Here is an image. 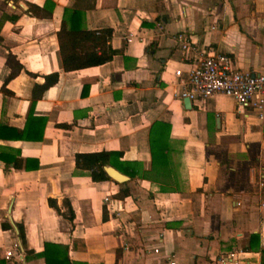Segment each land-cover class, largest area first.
<instances>
[{
	"label": "crops",
	"instance_id": "0c3cea01",
	"mask_svg": "<svg viewBox=\"0 0 264 264\" xmlns=\"http://www.w3.org/2000/svg\"><path fill=\"white\" fill-rule=\"evenodd\" d=\"M44 1L0 0V153L22 159L15 167L0 157V264H45L36 252L46 241L88 264H233L217 260L228 252L237 264H264V118L238 112L222 93L186 108L175 73L217 51L264 73V0H52L50 15L28 11ZM65 6L83 9L87 28H112L111 59L64 70L56 30ZM179 31L195 49L180 47ZM8 53L22 64L10 78ZM55 70L33 105L45 117L42 137L7 136L24 126L34 83ZM155 119L170 123L157 173ZM103 149L121 151L140 173L122 184L76 171V152Z\"/></svg>",
	"mask_w": 264,
	"mask_h": 264
},
{
	"label": "trees",
	"instance_id": "16d2710c",
	"mask_svg": "<svg viewBox=\"0 0 264 264\" xmlns=\"http://www.w3.org/2000/svg\"><path fill=\"white\" fill-rule=\"evenodd\" d=\"M53 6L52 0H45L42 6L34 2H29L28 11L33 15H50ZM112 34L111 27L87 28L84 26V11L79 7L63 8L61 22L56 30L58 40V50L64 70L78 69L90 65L103 63L112 58L117 52L110 44ZM6 63L11 67L8 78L18 73L22 64L11 53L6 56ZM58 79V71H52L44 74V81L35 82L32 88V98L24 126L17 128L10 126L14 135H7L15 138L24 139H40L45 124V117L33 114V105L37 97L42 91L55 83ZM2 91L8 90L4 85L1 86ZM82 89V93H83ZM2 124L0 123V128ZM7 127V126H6ZM0 136L1 135L0 133ZM170 123L164 120L155 119L152 121L148 131V141L151 155L150 171L161 172L168 160V151L170 146ZM122 152L119 150H98L87 152H76L74 156L76 171L86 173L93 180L109 179L110 176L104 170L103 165L110 163L123 173L130 177L140 173V168L135 165H129L131 161L120 159ZM0 157H4L6 165L12 163L15 167L22 166V159L17 156L5 155L0 153ZM27 167V163H25ZM125 184V181L122 182ZM167 183L160 182L159 187L166 189ZM128 194V188L122 186L120 195ZM66 204L67 212L65 213L69 219L74 216L73 208L70 202L63 198ZM48 203L60 212V207L53 197H48ZM3 228H10L11 225L7 220L1 222ZM19 236L24 241V231L21 224L18 223ZM264 251V249H263ZM36 255L42 256L45 264H88L85 261L72 260L68 254V246L56 242L46 241L43 248L36 252ZM263 264V263H262Z\"/></svg>",
	"mask_w": 264,
	"mask_h": 264
},
{
	"label": "built area",
	"instance_id": "2783aa9c",
	"mask_svg": "<svg viewBox=\"0 0 264 264\" xmlns=\"http://www.w3.org/2000/svg\"><path fill=\"white\" fill-rule=\"evenodd\" d=\"M175 39L182 49H195L190 35L185 31L177 32ZM175 73L181 82L178 96H188L191 104L200 105L209 96L222 93L235 100L238 112L264 118V73L237 66L228 53L207 52L193 60L187 70L177 68ZM261 185H264V181H261ZM217 260L238 263L233 252L219 255ZM168 262L177 264L173 257H169Z\"/></svg>",
	"mask_w": 264,
	"mask_h": 264
},
{
	"label": "water",
	"instance_id": "95a60500",
	"mask_svg": "<svg viewBox=\"0 0 264 264\" xmlns=\"http://www.w3.org/2000/svg\"><path fill=\"white\" fill-rule=\"evenodd\" d=\"M23 4V3H22ZM23 6L24 7H26V5H24L23 4ZM183 103H184V106L186 107V108H190L191 107V101H190V99H189V97L188 96H184L183 97ZM103 168H104V170L107 172V174L111 177V178H113V179H115L116 181H118V182H123V181H125L126 179H128V175L127 174H125V173H123L122 171H120L119 169H117L115 166H113L112 164H110V163H106V164H104L103 165ZM15 228H16V226H15ZM16 230H17V228H16ZM18 231V230H17Z\"/></svg>",
	"mask_w": 264,
	"mask_h": 264
}]
</instances>
